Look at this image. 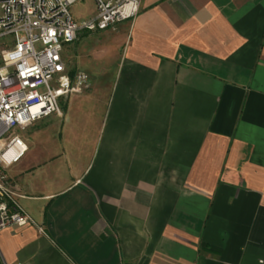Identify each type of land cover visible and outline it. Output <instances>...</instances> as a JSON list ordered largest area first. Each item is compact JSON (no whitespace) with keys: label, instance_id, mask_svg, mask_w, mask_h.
<instances>
[{"label":"crops","instance_id":"0c3cea01","mask_svg":"<svg viewBox=\"0 0 264 264\" xmlns=\"http://www.w3.org/2000/svg\"><path fill=\"white\" fill-rule=\"evenodd\" d=\"M107 30L115 71L7 170L36 224L0 264H264V0H142Z\"/></svg>","mask_w":264,"mask_h":264},{"label":"built area","instance_id":"2783aa9c","mask_svg":"<svg viewBox=\"0 0 264 264\" xmlns=\"http://www.w3.org/2000/svg\"><path fill=\"white\" fill-rule=\"evenodd\" d=\"M85 0H0V232L36 224L22 206L8 168L27 152L22 132L63 114L61 98L84 95L92 77L71 74L67 45L82 32H99L133 20L142 0H93L91 13L72 8Z\"/></svg>","mask_w":264,"mask_h":264},{"label":"rangeland","instance_id":"374dc122","mask_svg":"<svg viewBox=\"0 0 264 264\" xmlns=\"http://www.w3.org/2000/svg\"><path fill=\"white\" fill-rule=\"evenodd\" d=\"M93 7V0H85L79 5L72 8L76 16L89 13ZM84 36L81 38L78 51L76 43L67 45L65 48V60L68 63V71L75 74L73 69H77L89 76H97L102 71H115V67L108 63V59L114 54L113 48L122 38L119 32L113 30L99 32H82ZM80 34V35H81ZM69 98V97H68ZM61 98L60 105L67 102V99ZM28 130V129H27ZM27 130L22 132V137L26 141Z\"/></svg>","mask_w":264,"mask_h":264}]
</instances>
